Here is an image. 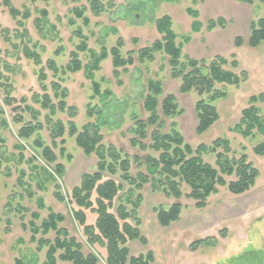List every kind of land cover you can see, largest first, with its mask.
I'll return each mask as SVG.
<instances>
[{
    "label": "rangeland",
    "instance_id": "rangeland-1",
    "mask_svg": "<svg viewBox=\"0 0 264 264\" xmlns=\"http://www.w3.org/2000/svg\"><path fill=\"white\" fill-rule=\"evenodd\" d=\"M107 1L103 0L105 11L94 15L87 0H49L47 3L40 0L34 3L30 0H12L15 8L20 11L28 9L30 12L29 18L23 19L27 35L32 40L29 44L25 39L14 38L17 28L15 20L0 6V84L4 85L0 86V264H16L17 260L23 264H42L45 261L46 247L38 251L36 243L30 240L31 222L39 225L41 218L47 215V210L38 207V198L54 211L64 214L66 221L60 225L84 243L78 227L69 216L67 203L59 202L53 196L55 183L65 194L66 190L78 183L82 173L95 169V157L85 156L76 146L74 137L68 134V122L73 121L78 130L87 122L99 124L104 145L112 144L130 156H144L145 152L132 147L129 139L133 137L132 116L142 119L148 116L142 104L149 80L160 81L162 94L159 99L171 93L182 111L170 118L160 113L164 120L163 131H169L170 123H175L185 142L193 148L200 143L208 145L216 137H226L236 157L245 153L247 160L255 167L257 165L258 156L252 153V147L264 137L242 138L228 132L227 128L239 119L241 110L248 105L250 95L264 93V41L254 48L247 46L245 41L239 47L234 45L235 37L240 36L245 40L250 23L264 16V0H109L113 2L111 7ZM76 6L85 7L88 26H84L81 18L72 13V8ZM42 8L47 11L46 18L40 14ZM188 8L197 12L195 18L187 13ZM164 14L172 20V29L178 35L176 42L183 45L182 54L206 61L220 55L227 59L223 68L237 73L245 70L247 74V79L237 87L216 85L227 90L228 95L214 102L219 118L203 134L195 131L197 118L194 106L198 96L194 91L181 93L178 90L180 81L171 77L164 53H156L152 61L143 64L138 63L134 56V64L124 70L119 69L117 74L113 73L111 57L108 55L93 74L100 91H110V97L101 101L97 96L91 98L92 82L86 78L83 69L59 74L58 78L53 77L46 65L49 59L61 67L69 61L70 51L76 49L81 41L77 36V28L88 48L96 54L102 48L109 51L117 38L121 37L123 46L120 51L126 56L128 51L149 45L160 37L154 21ZM38 18L43 19L42 25L35 23L34 20ZM218 19L221 21L218 22ZM70 20H74V23L70 24ZM209 20L214 22L212 29L207 27ZM193 21L199 22L197 31L192 28ZM3 29L8 30L7 39L1 33ZM185 37L189 41L184 43ZM34 42L37 46L32 45ZM23 44L39 54L40 64H35L25 56ZM55 50H58L57 53ZM231 55L238 61L237 68L229 64ZM78 56L82 64L91 60L89 51L79 52ZM41 71L45 76L42 83L39 81ZM53 81H58L60 87L67 90L65 102L75 109V115L55 110L50 115L51 119H48V110L35 101L34 95L41 100V96L46 93L53 104L57 103L58 98L53 96ZM6 95L13 98L10 106L3 103ZM258 106L264 108L262 104ZM18 117L20 122L15 121ZM57 121L62 122L65 128L62 136L65 141L63 154L59 151L61 137L52 138L50 133ZM25 122L39 123L41 129L28 139L20 140L17 130ZM37 141L42 147L51 148L56 156L53 163L45 162L41 156L42 147L35 144ZM202 157L204 161L214 164L213 154L205 153ZM57 163L65 167L62 177L54 172ZM43 170L52 173L55 182L47 178ZM137 171V165L132 162L130 172L135 174ZM217 190L208 197L204 208H197L185 196L188 189L183 186L179 219L167 227H161L157 223L153 205L167 207L173 199L152 192L145 185L141 190L143 202L139 214L142 220L140 230L147 244L138 242V253L152 250L154 264H264V208L249 210L242 195L229 193L225 186ZM28 192L33 195L29 197ZM33 212H38L40 218L34 220ZM211 235L218 240L214 246L190 249L192 241ZM47 237L52 239L54 234L50 232ZM83 251H87L85 243ZM56 264L71 263L57 259Z\"/></svg>",
    "mask_w": 264,
    "mask_h": 264
},
{
    "label": "trees",
    "instance_id": "trees-1",
    "mask_svg": "<svg viewBox=\"0 0 264 264\" xmlns=\"http://www.w3.org/2000/svg\"><path fill=\"white\" fill-rule=\"evenodd\" d=\"M11 1L0 0V6L5 8L15 20L17 28L14 30V38L25 39L28 44L32 43L23 22V19L29 18L30 12L28 9L18 10ZM30 1L34 3L38 0ZM40 1L47 3L49 0ZM87 2L94 15H100L106 9L103 0H87ZM107 4L111 7L113 2L108 0ZM71 11L77 18H81L84 26L89 25V19L84 15L85 7L76 6ZM187 13L194 18L197 16V12L190 8L187 9ZM40 14L46 18V9H40ZM41 18L34 20L35 23L40 24L43 21ZM218 20V22L221 21ZM69 23L73 24L74 20H70ZM208 23V29H212L214 22L209 20ZM154 25L160 37L149 45L128 51L126 56H123L120 51L123 46L121 37L117 38L115 45L109 51L102 48L96 54L88 48L81 36V31L77 28V36L81 38V41L76 45V49L70 51L69 61L61 67L57 66L53 59H49L46 65L52 71L53 77L58 78L59 74L74 73L83 69L86 78L92 82L91 98L97 96L101 101L110 97V91H100L98 82L93 79V74L99 69L100 62L108 55L111 57L113 73L117 74L119 69L124 70L127 66L134 64V56L138 63L143 64L152 61L156 53H164L171 77L180 81L178 90L181 93L194 91L198 96L194 106L197 118L195 131L197 134H203L219 118L214 102L228 95L227 90L217 88L216 85L237 87L247 79V74L245 70L237 73L223 68V65L227 64V59L220 55H215L210 61H206L182 54L183 45L176 42L178 35L172 29V20L169 15L164 14L156 18ZM198 27L199 22L193 21V30L197 31ZM37 28H39L38 25ZM19 29L21 31L18 33ZM1 33L7 39L8 30L3 29ZM184 40V43L188 42L189 38L185 37ZM244 41L252 48L264 41V16L250 23L249 33L245 40L240 36L235 37L234 45L239 47ZM32 45L37 46V43L34 42ZM23 47L28 59L37 65L41 63L36 51L24 44ZM57 51L55 50L56 53ZM85 51H89L91 60L82 64L78 53ZM230 57L229 64L232 68H237L238 61L234 55ZM44 80L45 76L41 71L39 81L42 83ZM51 85L54 98H58L56 104L51 102L46 93L41 96V100L34 95L35 101H38L43 109L48 110V119H51L50 115H53L55 110L75 115V109L65 102L68 95L67 90L60 87L58 81L51 82ZM0 86L4 85L0 84ZM41 87L44 88L43 85ZM161 94L160 81L149 80L142 104L148 116L145 119L132 116L133 137L129 139V143L132 147L144 151V156L137 154L130 156L112 144L104 145L98 129L99 124L87 122L81 130H78L73 121L68 122V134L74 137L76 146L85 156L95 157V169L82 173L78 183L66 190L65 194L55 183L53 196L57 201L67 203L69 216L78 227L87 251H83L84 243L70 234L66 227L60 225L66 221V216L46 206L43 200L38 198V207L47 210V215L41 218L39 225L31 222L30 240L36 243L38 251L46 247L45 261L42 264H56L57 259L71 264H97L100 261L104 264H154L152 250L141 251L134 255L130 253L129 248V244L133 241H138L142 245L147 244V239L140 230L142 220L139 214L143 202L141 190L145 185H148L152 192H158L173 199L167 207H163L162 204L153 205V212L161 227H167L179 219L183 186L188 189L185 196L191 199L197 208H204L208 203V197L215 194L218 187L225 186L229 193L241 195L254 186L259 175L258 168L247 160L245 153L236 157L228 138L216 137L208 145L200 143L193 148L185 142L182 134L176 129L175 123H170L169 131H163L164 120L160 117V113L170 118L179 115L182 111L178 108L171 93L159 99ZM12 101L13 98L9 95L3 97V103L6 106H10ZM247 103L248 105L241 110L239 119L228 127L227 131L236 133L242 138H254L257 135L264 137V108L261 109L258 106V104L264 105V93L250 95ZM0 111H2L1 107ZM90 112L89 110V116ZM15 121L20 122V117L15 118ZM2 123L5 124L4 120ZM39 129H41L39 123L25 122L17 130V137L20 140L28 139ZM64 132V125L59 121L54 123L50 132L52 138L61 137L59 140L60 154L65 152L63 146L65 141L62 137ZM146 140L148 142H145ZM35 144L42 147L39 141ZM53 145L55 146V143ZM205 153L214 155V164L203 160L202 155ZM252 153L258 157L264 156V140L252 147ZM41 156L47 164L56 160L55 154L48 146L42 147ZM132 162L138 167L135 174L130 172ZM43 172L47 178L55 182L56 179L52 173L46 170ZM54 172L58 177H62L65 172L64 165L57 163ZM227 177L230 178L226 179ZM32 195V192H28L29 197ZM32 216L34 220L40 218L38 212H33ZM50 232L54 234L52 239L47 237ZM217 242V238L212 235L198 238L190 243V249L195 250L199 246H214ZM16 264L23 263L17 260Z\"/></svg>",
    "mask_w": 264,
    "mask_h": 264
},
{
    "label": "crops",
    "instance_id": "crops-1",
    "mask_svg": "<svg viewBox=\"0 0 264 264\" xmlns=\"http://www.w3.org/2000/svg\"><path fill=\"white\" fill-rule=\"evenodd\" d=\"M256 167L259 170V175L255 181L256 183L250 190L241 194V198L244 199L249 210H260L264 208V156L257 158ZM231 212L233 214V211ZM234 214L236 215L237 213L234 212ZM129 248L131 254H138V241L131 242ZM100 262L104 264L103 261Z\"/></svg>",
    "mask_w": 264,
    "mask_h": 264
}]
</instances>
